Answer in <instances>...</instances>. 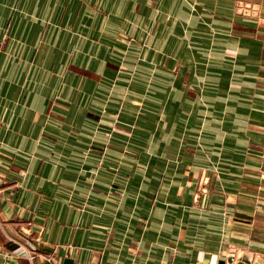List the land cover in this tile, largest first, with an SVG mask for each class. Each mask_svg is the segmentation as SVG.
Masks as SVG:
<instances>
[{"label": "crops", "instance_id": "1", "mask_svg": "<svg viewBox=\"0 0 264 264\" xmlns=\"http://www.w3.org/2000/svg\"><path fill=\"white\" fill-rule=\"evenodd\" d=\"M230 250L264 264V0H0V264Z\"/></svg>", "mask_w": 264, "mask_h": 264}, {"label": "water", "instance_id": "2", "mask_svg": "<svg viewBox=\"0 0 264 264\" xmlns=\"http://www.w3.org/2000/svg\"><path fill=\"white\" fill-rule=\"evenodd\" d=\"M239 9L243 10V13H253V15H256L257 5L240 2L238 4V10ZM64 264H71V261L66 259L64 260ZM209 264H262V259L259 257H254L250 253L235 252L230 250L223 259L217 258L216 255H213Z\"/></svg>", "mask_w": 264, "mask_h": 264}, {"label": "built area", "instance_id": "3", "mask_svg": "<svg viewBox=\"0 0 264 264\" xmlns=\"http://www.w3.org/2000/svg\"><path fill=\"white\" fill-rule=\"evenodd\" d=\"M29 252H30V251H29ZM30 253H31V252H30ZM29 257H30V258H33V257H34V255H33V254H30V255H29Z\"/></svg>", "mask_w": 264, "mask_h": 264}, {"label": "rangeland", "instance_id": "4", "mask_svg": "<svg viewBox=\"0 0 264 264\" xmlns=\"http://www.w3.org/2000/svg\"><path fill=\"white\" fill-rule=\"evenodd\" d=\"M87 74H90L89 72H87Z\"/></svg>", "mask_w": 264, "mask_h": 264}]
</instances>
